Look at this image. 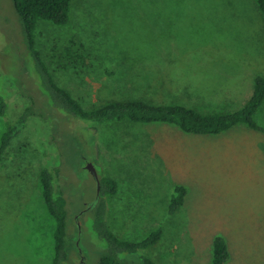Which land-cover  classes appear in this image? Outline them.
<instances>
[{
    "label": "rangeland",
    "instance_id": "rangeland-1",
    "mask_svg": "<svg viewBox=\"0 0 264 264\" xmlns=\"http://www.w3.org/2000/svg\"><path fill=\"white\" fill-rule=\"evenodd\" d=\"M71 18L67 25L40 23L37 45L56 80L88 108L144 98L233 112L264 76L256 0H74ZM70 39L83 44L86 65L61 67ZM30 60L14 2L0 0V95L9 107L0 115V142L7 122L33 102L29 91L44 113L30 116L0 161V264H51L55 256L45 165L59 168L56 185L80 236L65 264H99L108 244L92 229L98 184L88 161L118 183L108 220L119 237L141 240L162 230L152 248L123 253L125 264H142V254L159 264H213L217 236L229 246L225 264H264V132L246 124L205 135L170 123H96V163L91 149L82 158L67 145L75 119L50 105ZM256 120L264 126V103ZM178 185L187 188L185 202L171 211Z\"/></svg>",
    "mask_w": 264,
    "mask_h": 264
},
{
    "label": "trees",
    "instance_id": "trees-1",
    "mask_svg": "<svg viewBox=\"0 0 264 264\" xmlns=\"http://www.w3.org/2000/svg\"><path fill=\"white\" fill-rule=\"evenodd\" d=\"M74 0H13L19 13L25 36V45L35 73L36 84L42 89L50 105L59 114L73 117L77 130L71 128L67 132L68 143L85 156V150L93 153L95 162H99V138L96 123L135 122V123H170L181 130L193 134H219L239 124H246L254 130L264 132V126L256 120V114L264 103V76L255 78L254 90L246 104L233 112L206 113L196 107L182 103H160L144 98L110 99L107 102L86 107L83 102L55 78L45 61L41 49L37 45V30L40 23L47 22L57 25H67L71 21ZM264 20V0H256ZM61 67L67 68L71 62L88 63V57L83 52V44L70 39V44L63 49ZM33 102L21 111L16 121H8L0 142V161H2L14 139L26 126L30 116L38 113V97L35 92H28ZM8 104L0 95V115L7 117ZM85 136L88 139L86 142ZM89 141L91 142L89 146ZM62 151V150H61ZM75 151V150H74ZM73 151V152H74ZM63 152V151H62ZM66 154V153H65ZM68 157V156H67ZM59 168L45 165L41 172L43 196L46 206L56 221L54 232L55 256L51 264H65L71 260V252L77 239V231L70 229L69 199L56 185V175ZM101 189L95 201L90 205L92 211V229L108 246L101 254L99 264H125L123 253L133 255L140 250L152 248L161 239L159 228L141 240H128L119 237L112 229L108 220L109 199L118 191L117 181L109 175H100ZM173 194L170 210L177 211L185 202L187 188L178 185ZM78 233V232H77ZM142 264H159L151 257L142 254ZM230 258L227 240L217 236L214 241L213 264H225Z\"/></svg>",
    "mask_w": 264,
    "mask_h": 264
},
{
    "label": "water",
    "instance_id": "water-1",
    "mask_svg": "<svg viewBox=\"0 0 264 264\" xmlns=\"http://www.w3.org/2000/svg\"><path fill=\"white\" fill-rule=\"evenodd\" d=\"M87 168L94 174L96 180H97V184H98V194L100 193V189H101V182H100V176L98 174L97 168L95 166V164L91 161H88L87 164Z\"/></svg>",
    "mask_w": 264,
    "mask_h": 264
},
{
    "label": "crops",
    "instance_id": "crops-1",
    "mask_svg": "<svg viewBox=\"0 0 264 264\" xmlns=\"http://www.w3.org/2000/svg\"><path fill=\"white\" fill-rule=\"evenodd\" d=\"M53 258H54V256H53ZM52 263V262H51Z\"/></svg>",
    "mask_w": 264,
    "mask_h": 264
}]
</instances>
